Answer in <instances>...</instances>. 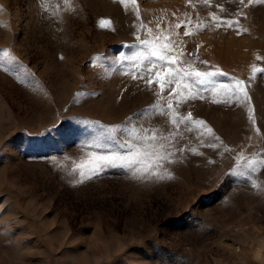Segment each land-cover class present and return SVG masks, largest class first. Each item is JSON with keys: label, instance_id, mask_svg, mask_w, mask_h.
<instances>
[{"label": "rangeland", "instance_id": "1", "mask_svg": "<svg viewBox=\"0 0 264 264\" xmlns=\"http://www.w3.org/2000/svg\"><path fill=\"white\" fill-rule=\"evenodd\" d=\"M260 160L264 0H0V264H264Z\"/></svg>", "mask_w": 264, "mask_h": 264}, {"label": "snow or ice", "instance_id": "2", "mask_svg": "<svg viewBox=\"0 0 264 264\" xmlns=\"http://www.w3.org/2000/svg\"><path fill=\"white\" fill-rule=\"evenodd\" d=\"M241 3H243V0H240ZM146 43V42H145ZM5 57L8 56V53H3ZM137 56H143V53L135 54ZM150 56L156 57L157 59L163 61L166 59L164 55L159 54L155 50L151 51L149 53ZM128 59H131L129 57ZM216 75H223V73H217ZM214 74L212 72H196L195 73V83L197 85H206L211 84L212 77ZM149 81L151 80V76H148L147 78ZM167 83H172V80L167 81ZM243 82L241 81H235V86H229L232 88V93L237 98H242L241 93H244L243 87H241ZM188 87H191L190 85H187ZM246 95V93H244ZM130 122V121H129ZM108 133H112L114 130L108 129L106 130ZM129 135H132V133H129ZM108 140L114 139L113 136L109 135L106 137ZM133 139H137V137H133ZM139 139L144 142H150L155 141L157 139V132L153 129H148L145 132L141 133V136ZM161 140H168V136L161 135ZM121 147H128V141H125ZM164 147L163 144H160L157 146L156 144H151V151H149L147 148H140L137 144H132L131 147H128V153L127 155H121L116 152H112L110 155H94V159L97 161V164L90 168L87 172V174L81 170L80 180L79 183H83L84 179H92L95 175H98L100 172L104 171L107 168H119L122 170H131V174L136 178H150L155 177L157 179L164 178L167 176L168 178H171L170 174L163 172L164 168V161L169 160V156L160 153L159 148ZM143 153L145 157H150V159L147 160V163L144 159L138 158L139 155ZM256 161L249 160L246 165H244V168L247 169V174L251 175L252 173H255L257 171L256 168ZM261 165H264V160H260L258 162ZM82 165H77V168L82 169ZM76 169H73L75 171ZM237 170H234L233 174H236ZM240 175H245V172H239Z\"/></svg>", "mask_w": 264, "mask_h": 264}]
</instances>
